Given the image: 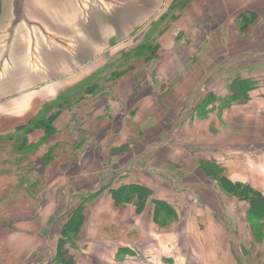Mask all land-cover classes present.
I'll return each mask as SVG.
<instances>
[{
	"label": "crops",
	"instance_id": "obj_1",
	"mask_svg": "<svg viewBox=\"0 0 264 264\" xmlns=\"http://www.w3.org/2000/svg\"><path fill=\"white\" fill-rule=\"evenodd\" d=\"M260 34L264 38V0H0V236L7 227H13L12 233L6 231L12 236L18 227L30 232L26 224L16 223L36 214L35 206H57L49 195L62 186L53 188L54 183L80 181L81 172L89 166L95 171L103 158L101 180L118 181L114 188L144 185L151 191L150 200L173 205L177 218L161 226L153 218V202L141 212L131 203L115 205L111 187L106 188L95 205L84 203L83 225L73 240L80 253L69 249L74 264H178L176 237L190 231L194 220L202 235L195 264H241L252 248L264 251V237L243 233L245 203L224 196L217 182L208 179V173L220 172L264 195V68L245 73L239 66L240 60L250 61L251 68L264 65V47L256 44ZM149 39L153 59H125ZM236 73L252 77L255 84L243 102L220 108L217 100L231 96ZM83 83L97 86L80 102L106 101L102 115L83 121L88 136L103 127L108 142L115 135L114 143L102 153L73 138V149H68L73 132L84 127L80 121L74 124L77 113L70 107L54 120L55 132L46 140L44 129L29 133V143L38 144L33 153L22 159L12 152L7 135L38 118L42 106L60 93ZM206 84L213 87L204 94L200 87ZM129 87L135 93H128ZM207 93H213L214 105L202 103ZM67 115L64 123L61 117ZM81 149L89 150L82 159ZM60 193L71 206L72 200L92 192L83 188ZM225 206L239 210L238 234L221 220ZM5 209L9 216L2 217ZM121 210L125 214L117 228L107 229L110 233L96 226L95 214ZM61 217L52 222L54 230L61 226ZM137 239L145 246L138 251ZM15 240L6 248L16 245ZM56 243L57 238L52 253ZM183 258L180 264H188Z\"/></svg>",
	"mask_w": 264,
	"mask_h": 264
},
{
	"label": "rangeland",
	"instance_id": "obj_2",
	"mask_svg": "<svg viewBox=\"0 0 264 264\" xmlns=\"http://www.w3.org/2000/svg\"><path fill=\"white\" fill-rule=\"evenodd\" d=\"M261 25L262 24H260L259 26H261ZM260 31L261 30H258L257 33L259 34ZM176 35H178V34H175L174 36L176 37ZM261 36L262 35L260 34L259 37H257V39H256L257 43L256 44H257V46L264 47V38ZM248 39L249 38H247V40ZM249 40H250V42H253L252 39H249ZM258 51H260V50H258ZM249 62L250 61L240 60L239 66H241L240 67L241 70H243V68H244L245 73H246V70H248V72H250V71L254 72L255 70L259 71L260 69L264 68V65L257 64V65L252 66L254 68L253 69V68H251V62L250 63ZM122 67L123 66L120 65L117 68H115V70L117 69L116 71H120L122 69ZM108 72H110V70H108ZM117 73H119V72H117ZM238 75L239 74L236 73V77H238ZM239 77H241V76H239ZM210 82H211V80H210ZM85 85H87V84L83 83L80 86H85ZM212 87H213V85L208 86L206 84V85H201L200 89L204 88V94H205L207 89H212ZM125 88H128V87H125ZM129 89H128L129 90L128 93H132V94L135 93V91H134V90H136L135 87H129ZM231 90L235 91L234 86L231 87ZM200 92H202V91H200ZM95 94H97V93H95ZM117 94H118V92H117ZM210 94L213 95V93H210ZM242 96L243 95H240V97H239L240 100H242L241 99ZM102 99H103V101L101 102ZM80 100H82V98ZM215 102L216 101H214L212 103L210 101H205L204 104L214 105ZM223 102H224V100H219V101L217 100V104L220 108L229 106V105L223 106L224 105ZM105 104H106V101L104 102V98H101V97L99 98V100L97 102H95V101L92 102V101H89L88 99H85L82 102L77 101V103L73 104L71 106V109H70L72 113L73 112L77 113L76 118L75 119L73 118V122L77 120L76 123H74V124H77L78 121L83 122L86 120V118L89 119L90 117L94 118V116L96 117V116L102 115L104 112ZM73 114H75V113H73ZM61 119L64 120V123L66 120V123H67V120L69 119V115H67L65 117H61ZM64 123L60 122L59 124H60V126H64ZM83 124H84V127L81 124L80 128L76 129L77 132H75V133L73 132V136L71 137V139L69 141L68 149H71V150L73 149L72 148L73 147L72 144L74 142L73 138L75 139V141L80 140L81 143L83 144L82 147H87L88 143H90V146H91L90 148H94L93 145H95L96 150H100V152H102V153L105 151V149L109 145V143L112 144L115 142V135L112 136V141L108 142L111 139H110V136L104 135V128L103 127L101 129V132H98L96 135L92 134L89 137L88 136L89 134L87 133V125L84 122H83ZM73 130L75 131V128ZM81 130H83V131H81ZM138 136H139V138H142L141 135H138ZM151 137L152 136H150L149 139ZM106 140H107V142H106ZM93 143H95V144H93ZM70 145H71V147H70ZM88 151L89 150H84V149H83V151H82V149L79 150L78 152L80 154V159H82L83 156ZM67 152H70V151H67ZM256 156H257V158H259V155H256ZM88 160H90V159H88ZM102 160H103V158L100 159L99 163H98L99 160H97V165H96L95 171H94L93 167L89 166V164H91V163H89L87 161V167L88 166L89 167H88V169L81 172L79 177H80V179L81 178L82 179L80 181L67 182V183H54L55 186L53 188H55L56 186L58 187L59 185L62 186V187H60V189L62 188L60 191H63V190L64 191H66V190L74 191V190L85 188L89 192H92L91 195H94L92 199L91 198L87 199L88 204H92L94 202L93 205H95L96 204L95 200H97V201L100 200L99 196L101 195V193L105 189V187L110 183V180L108 178L101 180L100 177L98 176L101 172L106 171L105 170L106 167H105L104 162ZM90 161H92V160H90ZM98 164H100V165H98ZM219 174H220V172H219ZM178 175H180V174H178ZM86 177H87V179H85L86 181H83L84 180L83 178H86ZM208 179H211V178H208ZM117 182L118 181H116V180H112L111 184H109L106 188H109L111 186H115L116 184H118ZM199 182H201L203 185L206 184L205 181H203V180H199ZM51 186L52 185H50V187ZM68 187H70V188H68ZM49 191H51V190L49 189ZM54 191H51L52 193H50L49 196H50L52 203H57V206L56 205L53 206V204H52L50 206V208H48V204H47L46 207L44 208L43 207L44 205L42 204V206L41 205L39 206V207H41L39 209L35 206V209L37 210L36 214H33L31 216L28 213V215H25L24 217L21 218L22 219L21 221H18L16 223L17 227L19 225L23 226L26 224V227L30 228V229L28 228L29 230H31L30 232L23 231V229L21 227H18L17 230L13 232L15 234L14 236H12V234L7 233V232L12 233V231H10V230H12L13 227H7L6 229H4V231H2V234L0 236V264H46L50 259H52L53 253H52L50 246L53 247V245L56 242V238H57V236H55L56 238L55 237L51 238V234L52 233L55 234L52 222L59 220L61 217L60 214H61L62 209H64V207H67L70 204V199H67V197L65 195H61L63 193H60V191H58L55 194ZM27 198L28 197H26V199L25 198L22 199V202H21L22 205H24L27 202ZM78 198L75 200H72L73 205H74V202H76V204H78L77 202L80 201V200H78ZM52 206L55 208H54L53 212L51 213V207ZM180 207H182V206H180ZM69 208H70V206H68V209ZM18 211H20V208ZM18 211H17V213H19ZM58 211H59V213H58ZM225 211H226V213H225V216L223 217L225 219L224 220H223V218L222 219L220 218V219L222 221H225L226 224H228L230 226V228L236 230L235 232L238 234V232H240L238 230L239 221H240V213H239L238 208L236 206H235V208H231L230 206H225ZM124 214H125V210L124 211L121 210V212H118V213L116 211H114L110 214H107V216L95 214L94 217L97 218V220L95 219V221H97L95 224H96V226L100 227L99 229H101V228L105 229L106 228V230H107L108 228H111V227L117 228L118 223H116V222L120 221L121 216L123 217ZM16 215H17L16 217L20 216L19 214H16ZM6 216H9L8 209H5L2 217H6ZM185 216L188 219L191 217V215L189 213H186ZM143 217L145 219H147L146 215H144ZM198 222H200V221L198 220ZM192 223L194 226L191 227L190 231H188L186 233L183 232V234H179L176 237V240H175L176 245H175L174 252L176 253V257L179 261L178 264H180V260H182V262H183V259H184L183 257H185V256L187 257V259H189V261L187 262L188 264H195V259H193V256L196 257V255H194L196 253L195 250H196V247L201 246L200 242L202 243V241L199 239L200 237L198 236V234L200 236H202V235H201L199 228H198V227H200V225L197 227L196 220H194ZM50 225H52V226H50ZM54 226H55V224H54ZM49 227H50V230H49L48 234H46L44 236V234H45L44 230L48 229ZM242 227H244V226H242ZM232 229L230 230L229 234H231ZM251 230L252 229H250L249 224L247 223L246 228H244V230H243L244 235L250 236ZM115 232H117V231H115ZM178 232H180V231L178 230ZM227 232L228 231H226V235H228ZM107 233H110V231L107 230ZM208 233H209V237L213 236L212 232L209 229H208ZM6 234L11 235L14 238H9V236H7ZM251 234H252V232H251ZM243 236L240 235V239H238V240L243 241ZM252 236H253V234H252ZM15 238H16V240H15L16 245H13L12 247L6 248L7 245H9L8 243L13 242V239H15ZM213 238H215V237L213 236ZM259 238H262V237H259ZM8 240H9V242H6ZM137 240L138 241H136L135 248L138 251V248L141 249V248H144L145 246H144V242L142 241V239H137ZM71 243L74 244V241L72 240ZM73 250H75L76 251L75 253L77 255H79V253H80L79 245H76L75 247H73ZM260 251L262 252V255H264V251L261 250L260 248H258V246L252 248V252L250 254V257L248 258V261L243 260L244 259L243 254H241L242 251L239 250L237 255H238V257H240L239 258L240 261H241V259L244 261V262L241 261V264H261V261L259 259L261 257ZM139 254L143 255V252L140 251ZM170 254H171V252H170ZM27 256L30 257V259L27 260L28 262L23 261V259ZM191 256H192V258H191ZM143 259H145V258H143ZM256 259H258V260L256 261Z\"/></svg>",
	"mask_w": 264,
	"mask_h": 264
},
{
	"label": "trees",
	"instance_id": "obj_3",
	"mask_svg": "<svg viewBox=\"0 0 264 264\" xmlns=\"http://www.w3.org/2000/svg\"><path fill=\"white\" fill-rule=\"evenodd\" d=\"M152 46L151 39L145 40L134 53H131L125 57V59H153L152 49L148 47ZM255 79L252 77L241 78L236 77L230 83L231 96L224 100V105H231L236 100L240 99V95L243 102L247 99V92L253 88ZM96 85V84H95ZM94 84H88L85 86H75L60 93L58 97L48 103L44 104L40 109V116L32 119L26 126L20 127L15 133L7 135L5 140L12 142V152L19 154L20 158L24 159L31 153H33L38 144L29 143L28 135L34 129H44L45 136L43 140H46L51 136L55 129L52 123L57 116L64 110L69 109L74 103L83 98L86 94L92 93L95 89ZM235 88V91L231 90V87ZM213 95L208 94L204 97L205 101H213ZM213 172V173H212ZM208 173L209 178L214 179L217 182V186L224 196L232 197L239 202H244L245 209V221L249 224V227L254 238L264 237V195L258 189L254 188L248 183L232 182L227 179L223 174H219L215 171ZM106 189V187H105ZM104 189V190H105ZM103 190V191H104ZM109 192L112 195L115 205H125L128 203L134 204L138 211H142L150 200L151 191L148 187L139 184H123L118 188L111 187ZM92 194V193H91ZM89 193L79 196L78 205L71 204L68 211L61 217V226L56 227L54 232L57 236V243L54 246L53 257L46 264H74V259L70 255V248L73 247L71 243L74 238L80 233L83 225V207L87 199H92L94 195ZM155 205L153 218L156 223L161 226H166L174 222L177 218V214L173 205L162 200H150ZM261 235V236H260Z\"/></svg>",
	"mask_w": 264,
	"mask_h": 264
},
{
	"label": "built area",
	"instance_id": "obj_4",
	"mask_svg": "<svg viewBox=\"0 0 264 264\" xmlns=\"http://www.w3.org/2000/svg\"><path fill=\"white\" fill-rule=\"evenodd\" d=\"M178 32H179V31L177 30L175 34H178ZM203 90H204V88H203V89H202V88L200 89V91H203Z\"/></svg>",
	"mask_w": 264,
	"mask_h": 264
}]
</instances>
